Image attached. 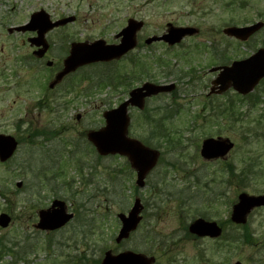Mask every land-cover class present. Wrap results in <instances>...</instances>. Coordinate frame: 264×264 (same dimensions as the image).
Wrapping results in <instances>:
<instances>
[{
	"label": "rangeland",
	"instance_id": "obj_1",
	"mask_svg": "<svg viewBox=\"0 0 264 264\" xmlns=\"http://www.w3.org/2000/svg\"><path fill=\"white\" fill-rule=\"evenodd\" d=\"M256 1L249 11L246 0H0V135L20 143L14 158L0 163V215L10 218L0 229V264H98L106 251L137 252L154 264H264V208L244 228L230 222L241 193L264 195V81L245 101L233 91L207 96L215 78L209 69L221 53L233 62L264 47V29L245 44L222 34L264 22V0ZM40 11L53 22L74 18L46 35L50 54L41 64L27 41L34 34L8 33ZM129 18L145 23L142 39L161 36L168 24L198 34L176 47L143 44L126 61L86 67L49 90L71 43H113ZM133 59L146 74L133 71ZM48 61L51 70L39 68ZM108 72L114 80L100 82ZM146 82L176 90L150 99L142 113L129 109V136L161 154L139 190L127 159L98 156L85 135ZM207 138L228 139L234 148L223 160L205 161L200 147ZM135 199L142 221L117 245V215ZM54 200L74 219L56 232L37 231L38 212ZM197 220L217 223L237 241L192 236L188 227Z\"/></svg>",
	"mask_w": 264,
	"mask_h": 264
},
{
	"label": "water",
	"instance_id": "obj_2",
	"mask_svg": "<svg viewBox=\"0 0 264 264\" xmlns=\"http://www.w3.org/2000/svg\"><path fill=\"white\" fill-rule=\"evenodd\" d=\"M74 21V18L52 23L43 11L33 14L27 25L15 28V32H36L37 37L29 40L31 45L42 50L36 55L42 56L47 45L44 41L45 35L55 28L65 26ZM142 23L133 20L129 21L127 27L118 35L121 38L119 45H106L103 41H96L91 44H73L71 45L69 56L63 62V70L56 75L54 81L49 86L52 89L64 77L73 73L80 67L87 65L110 62L122 57L135 47L136 32L141 29ZM259 25L251 28H229L224 30V34L234 37L238 40L245 41L255 31ZM10 31V32H12ZM196 34L194 29H175L170 27L169 31L158 38H151L146 41L149 45L153 42L163 41L173 46L181 42L186 36ZM219 71L209 95H220L227 90L232 89L241 96L251 93L259 82L264 79V50H259L246 60L233 62L230 66L213 69L212 72ZM174 90V85H153L143 84L140 88L134 89L129 93V98L118 108L105 112L103 114L104 127L98 131H91L87 134V140L94 146L97 154L100 156L118 155L126 157L131 164V168L136 172V186L139 189L144 188L145 178L151 172L158 161L159 154L157 151L144 147L138 141L127 136L129 126L128 108L142 110L145 99L162 94L170 93ZM17 142L9 136H0V163H5L15 153ZM233 145L228 140L207 139L202 143L200 155L204 160L210 161L223 159L227 156ZM20 184H18V187ZM264 207V196L249 197L240 195L238 203L233 207L231 221L237 225L245 223V217L254 208ZM142 206L136 199L133 207L127 215H118L121 224L120 231L116 238V243L129 238L139 223L141 222L140 213ZM38 224L36 229L45 232H53L63 228L73 218L72 214H67L65 204L61 201H54L47 210L38 213ZM10 223V218L0 215V228L5 229ZM189 233L197 237L218 238L221 235V229L215 223H207L201 220L196 221L189 227ZM153 258H145L141 255L130 252L121 253L112 256L109 252L105 253L101 264H153ZM240 264V263H236Z\"/></svg>",
	"mask_w": 264,
	"mask_h": 264
},
{
	"label": "flooded vegetation",
	"instance_id": "obj_3",
	"mask_svg": "<svg viewBox=\"0 0 264 264\" xmlns=\"http://www.w3.org/2000/svg\"><path fill=\"white\" fill-rule=\"evenodd\" d=\"M157 1V0H156ZM210 1H217V0H210ZM241 3H243V2H241ZM257 3V1L256 0H246V4H242V5H245L246 6V8L249 10V11H256V4ZM131 20H134V19H132V18H129L128 20H127V22H126V24L129 22V21H131ZM137 22H140V23H142V25H143V27H142V29H141V31L143 30V28H145L144 27V24L145 23H143L142 21H137ZM257 25H259L260 27H259V29L257 30V31H255L251 36H249L244 42H241L240 40H235V39H233V38H229V40H234L235 42H237V43H239V44H245V43H248L249 42V40H251L252 38H254V37H256V36H258L259 35V33L264 29V22L262 21V20H258V21H254L253 23H251V24H249V25H246V26H244V27H239V28H249V27H252V26H257ZM170 26V24H168L167 25V27H169ZM233 26H236V27H238V25H233ZM228 27H232V26H228ZM228 27H226V28H228ZM225 28V29H226ZM141 31H139L137 34H136V37H135V42H136V45H135V49L133 50V51H130L129 53H127V54H125V55H123L122 57H120V58H118V59H115V60H113V61H111V62H109V63H98V64H95V65H107V66H112L113 64H115V63H117V62H120V61H126V59H129V57L133 54V52L135 51V50H138V49H143L142 47H144L143 46V44L145 45V47L147 46L146 44H145V41H146V38L145 39H142L141 37H140V32ZM163 35V34H162ZM117 36V34L114 36V42L113 43H106V44H108V45H118L119 43H120V38H118V37H116ZM155 44H160V43H155ZM155 44H152V45H150V46H154ZM259 49H264V47L263 46H261V47H259L258 49H257V51L259 50ZM35 51V50H34ZM34 51L32 52V57L37 61V62H39L40 64L49 56V54H50V46L48 45V47H47V50H46V52L42 55V56H37V55H34ZM224 51V50H223ZM256 51V50H255ZM68 52H69V50L66 52V54L65 55H67L68 54ZM221 56H224V59H222V61H220L216 66H214V67H221V66H225V65H227V64H229V63H231V62H228L227 60H228V58H227V55H226V53L224 52V53H221L220 54ZM63 57V56H62ZM245 59V58H244ZM241 60H243V59H241ZM62 61L63 60H61V62H59L58 64H57V68H56V73H58V72H60L61 70H62ZM140 61V60H139ZM240 61V60H239ZM48 62H50V61H48ZM48 62H46V63H44V65H40V67L39 68H41V69H43V67L44 68H48L49 70H51L52 69V67H53V63H48ZM137 64V61H135V59H133L132 60V66H133V68L135 69V70H133V71H135V72H140L142 75H144V74H146V68H145V66L144 65H141V64H138V66L137 67H135V65ZM90 66H93V65H89V66H86V67H90ZM86 67H81V68H79V69H77L74 73H72V74H70L69 76H67V77H65L64 79H63V81H65V80H67V79H70V78H72L74 75H77L81 70H83L84 68H86ZM212 68V67H211ZM210 68V69H211ZM209 69V70H210ZM214 76H215V78H216V74H214ZM59 86V85H58ZM176 90V86H175V88H174V91ZM144 210V209H143ZM250 215V214H249ZM249 215H248V217H249ZM248 217H247V220H248ZM123 242H125V241H122V242H120L119 244H121V243H123ZM119 244H117V245H119Z\"/></svg>",
	"mask_w": 264,
	"mask_h": 264
},
{
	"label": "trees",
	"instance_id": "obj_4",
	"mask_svg": "<svg viewBox=\"0 0 264 264\" xmlns=\"http://www.w3.org/2000/svg\"><path fill=\"white\" fill-rule=\"evenodd\" d=\"M100 77H101V79H99L100 82H106V81H107V78L104 77V75H100ZM227 111H228V112H229V111L231 112V108L227 109ZM227 111H226V112H227ZM161 121H163L162 118L159 119V122H161ZM162 126H163V125H162ZM163 130H164V133L162 134V136H165L167 142H168V143H171L170 136H167V135L165 134V130H166V129H165L164 127H163ZM162 138H164V137H162ZM258 174H259V173L257 172V173L254 174V176H256V175L258 176ZM261 175H263V174H259V176H261ZM222 239H224L225 242H229V243H232V242H236V241H237L235 238H232L231 241H228L227 238H225V237H223Z\"/></svg>",
	"mask_w": 264,
	"mask_h": 264
}]
</instances>
